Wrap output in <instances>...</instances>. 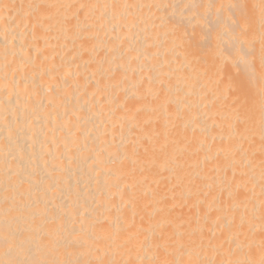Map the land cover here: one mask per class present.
<instances>
[{"label":"bare ground","instance_id":"6f19581e","mask_svg":"<svg viewBox=\"0 0 264 264\" xmlns=\"http://www.w3.org/2000/svg\"><path fill=\"white\" fill-rule=\"evenodd\" d=\"M0 264H264V0H0Z\"/></svg>","mask_w":264,"mask_h":264}]
</instances>
